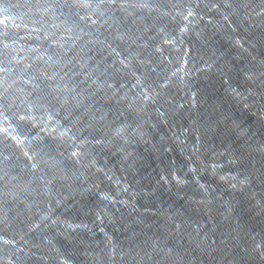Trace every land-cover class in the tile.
Listing matches in <instances>:
<instances>
[{
	"label": "water",
	"instance_id": "1",
	"mask_svg": "<svg viewBox=\"0 0 264 264\" xmlns=\"http://www.w3.org/2000/svg\"><path fill=\"white\" fill-rule=\"evenodd\" d=\"M129 0H0V93Z\"/></svg>",
	"mask_w": 264,
	"mask_h": 264
}]
</instances>
